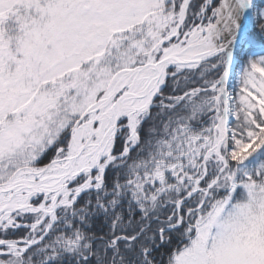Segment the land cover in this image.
I'll list each match as a JSON object with an SVG mask.
<instances>
[{
	"label": "snow or ice",
	"instance_id": "snow-or-ice-1",
	"mask_svg": "<svg viewBox=\"0 0 264 264\" xmlns=\"http://www.w3.org/2000/svg\"><path fill=\"white\" fill-rule=\"evenodd\" d=\"M0 264H264V0H0Z\"/></svg>",
	"mask_w": 264,
	"mask_h": 264
}]
</instances>
